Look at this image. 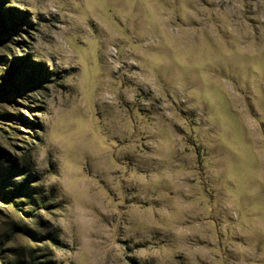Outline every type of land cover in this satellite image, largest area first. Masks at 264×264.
I'll return each instance as SVG.
<instances>
[{
	"label": "rangeland",
	"instance_id": "rangeland-1",
	"mask_svg": "<svg viewBox=\"0 0 264 264\" xmlns=\"http://www.w3.org/2000/svg\"><path fill=\"white\" fill-rule=\"evenodd\" d=\"M0 264H264V0H3Z\"/></svg>",
	"mask_w": 264,
	"mask_h": 264
},
{
	"label": "trees",
	"instance_id": "trees-1",
	"mask_svg": "<svg viewBox=\"0 0 264 264\" xmlns=\"http://www.w3.org/2000/svg\"><path fill=\"white\" fill-rule=\"evenodd\" d=\"M3 2V0H0V3ZM7 11H13L12 9L11 10H7Z\"/></svg>",
	"mask_w": 264,
	"mask_h": 264
},
{
	"label": "bare ground",
	"instance_id": "bare-ground-1",
	"mask_svg": "<svg viewBox=\"0 0 264 264\" xmlns=\"http://www.w3.org/2000/svg\"><path fill=\"white\" fill-rule=\"evenodd\" d=\"M108 42V41H107Z\"/></svg>",
	"mask_w": 264,
	"mask_h": 264
}]
</instances>
